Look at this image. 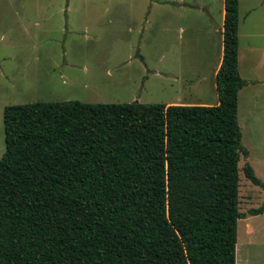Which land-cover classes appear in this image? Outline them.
I'll use <instances>...</instances> for the list:
<instances>
[{"label":"trees","instance_id":"16d2710c","mask_svg":"<svg viewBox=\"0 0 264 264\" xmlns=\"http://www.w3.org/2000/svg\"><path fill=\"white\" fill-rule=\"evenodd\" d=\"M218 103L3 108L0 264H236L238 0H224ZM245 176L264 188L251 165ZM264 212V202L249 214Z\"/></svg>","mask_w":264,"mask_h":264},{"label":"rangeland","instance_id":"374dc122","mask_svg":"<svg viewBox=\"0 0 264 264\" xmlns=\"http://www.w3.org/2000/svg\"><path fill=\"white\" fill-rule=\"evenodd\" d=\"M219 6L220 0H0V157L7 105L179 99L215 105L221 47L209 16L217 21ZM243 75L238 123L248 154L238 161V208L246 215L237 221L236 264H264V212L248 213L264 202V188L243 170L248 162L264 183V90L258 89L264 65Z\"/></svg>","mask_w":264,"mask_h":264},{"label":"crops","instance_id":"0c3cea01","mask_svg":"<svg viewBox=\"0 0 264 264\" xmlns=\"http://www.w3.org/2000/svg\"><path fill=\"white\" fill-rule=\"evenodd\" d=\"M203 8V6H201ZM264 8V0H238V71L243 78V71L247 69V73H256L261 66L264 65V13H257ZM224 0H220L218 7L217 21L212 19L211 28L212 32L216 34L221 47V56L217 66L213 69L214 89H215V74L220 65L223 50V21H224ZM257 58V61L255 60ZM244 79V78H243ZM252 81V80H251ZM256 84V81H252ZM252 84V83H251ZM247 87V83L243 86ZM241 88L243 90L244 88ZM264 90V77L261 78V84L258 89ZM216 91V90H215ZM217 94V93H216ZM239 94V93H238ZM178 103H165L168 104H193L182 100H177ZM218 103V96H217ZM216 103V104H217ZM195 104V103H194ZM203 105H211L206 103H197ZM248 151V150H247Z\"/></svg>","mask_w":264,"mask_h":264}]
</instances>
